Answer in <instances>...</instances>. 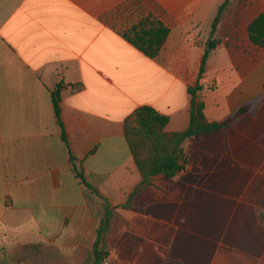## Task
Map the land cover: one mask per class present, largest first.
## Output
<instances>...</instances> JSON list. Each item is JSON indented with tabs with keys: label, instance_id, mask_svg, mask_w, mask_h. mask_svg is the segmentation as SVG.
Returning a JSON list of instances; mask_svg holds the SVG:
<instances>
[{
	"label": "crops",
	"instance_id": "crops-1",
	"mask_svg": "<svg viewBox=\"0 0 264 264\" xmlns=\"http://www.w3.org/2000/svg\"><path fill=\"white\" fill-rule=\"evenodd\" d=\"M223 2L0 0V243L89 249L101 200L84 180L123 222L110 264H264V47L247 33L264 0L225 5L198 80L206 120L248 111L183 141L180 171L120 207L140 180L124 120L148 105L168 117L164 132L187 127V88ZM147 16L168 28L153 58L122 38Z\"/></svg>",
	"mask_w": 264,
	"mask_h": 264
},
{
	"label": "trees",
	"instance_id": "trees-1",
	"mask_svg": "<svg viewBox=\"0 0 264 264\" xmlns=\"http://www.w3.org/2000/svg\"><path fill=\"white\" fill-rule=\"evenodd\" d=\"M229 1L224 0L218 7L217 13L210 25L208 48L203 53L196 82L194 86L187 88V94L190 97L187 127L183 131L164 132L163 128L168 122V117L148 105L137 107L133 111V118L131 120H124V139L140 175V180L126 196L124 203L120 205L121 208L131 207L133 199L144 191L151 183L153 177L158 175L171 177L181 169V163L184 161L181 149L183 141L191 138L197 139L202 135L223 129L228 123L248 111V105L241 106L234 114L222 122L208 121L203 113L204 102L201 92L204 87L199 84L198 80L203 73L205 60L209 51L217 45V41L214 40V35L218 24V17ZM247 33L253 45L264 47V11L260 12L251 20L247 26ZM167 34V27L158 20L147 16L129 29L123 31L122 38L144 56L153 58L164 43ZM211 88L212 86L207 87V89ZM51 102L54 116L61 129V138L64 141V133L59 117V95L57 91L52 92ZM78 176L82 178L80 174ZM83 182L86 188L90 190V194L101 200V212L98 214V224L94 232L92 246L89 249L82 247L75 248V251L70 256L66 255V260L67 263L72 264H101L103 256L106 255L107 240L116 231L118 222H122V220L115 212V208L111 207L105 198L100 196L84 180ZM260 221L264 224L262 215H260ZM16 250L19 253L20 260L28 255L33 259L34 264H38L36 262L40 263V260H43L44 255L49 251L52 253H61L55 245L43 242L23 243L16 247ZM51 261L52 264L55 262L53 257ZM0 264H9V261H3ZM165 264L177 263L168 261Z\"/></svg>",
	"mask_w": 264,
	"mask_h": 264
},
{
	"label": "rangeland",
	"instance_id": "rangeland-1",
	"mask_svg": "<svg viewBox=\"0 0 264 264\" xmlns=\"http://www.w3.org/2000/svg\"><path fill=\"white\" fill-rule=\"evenodd\" d=\"M7 240V239H6ZM17 240H7L5 243H0V263L3 261H9V264H34L33 259L30 258V256H24L23 259L20 260V257L18 256V251L16 250V247L22 245L23 243L16 242ZM44 259L40 260L39 262H36L38 264H52L51 258L55 260L53 264H72L67 263L66 260V254L65 253H52L51 251L47 252L46 255H44ZM57 260H59L57 262Z\"/></svg>",
	"mask_w": 264,
	"mask_h": 264
},
{
	"label": "built area",
	"instance_id": "built-area-1",
	"mask_svg": "<svg viewBox=\"0 0 264 264\" xmlns=\"http://www.w3.org/2000/svg\"><path fill=\"white\" fill-rule=\"evenodd\" d=\"M179 171H180V170H179ZM101 264H110V263H109V260H108V258H107L106 255L103 256L102 261H101Z\"/></svg>",
	"mask_w": 264,
	"mask_h": 264
}]
</instances>
